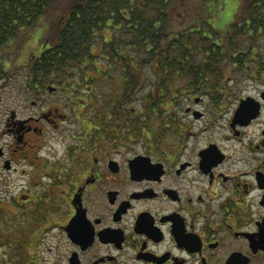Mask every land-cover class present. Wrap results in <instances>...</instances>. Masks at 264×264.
Segmentation results:
<instances>
[{"label":"flooded vegetation","instance_id":"af4514ba","mask_svg":"<svg viewBox=\"0 0 264 264\" xmlns=\"http://www.w3.org/2000/svg\"><path fill=\"white\" fill-rule=\"evenodd\" d=\"M57 96L30 94L38 112L6 120L4 168L35 195L21 196L23 238L0 264H264L262 122L250 129L262 90L250 122L237 117L249 95L228 104L213 94L144 95L188 115L165 142L121 121L132 109L122 96ZM210 148L218 155H203Z\"/></svg>","mask_w":264,"mask_h":264},{"label":"trees","instance_id":"16d2710c","mask_svg":"<svg viewBox=\"0 0 264 264\" xmlns=\"http://www.w3.org/2000/svg\"><path fill=\"white\" fill-rule=\"evenodd\" d=\"M176 1L0 0V77L6 78L11 67L4 59L5 54L20 49L23 37L28 36L31 29L44 25V21L47 28L42 37L43 49L29 60L25 75L24 85L30 90L59 83L67 76V70L80 69L86 62L97 61L92 48L105 26L117 30L111 54L123 62L126 75L122 92L137 84L129 72L133 55L128 52L139 56L141 70L144 63L155 65V93L172 92L169 82L174 78L183 79L176 88L179 93H213L217 83L208 82V78L224 76L226 59L236 65L242 61L246 53L238 51L236 39L244 35L262 37L264 71V0H245L244 5L236 0L239 7L234 19L222 29H217L209 18L219 15L225 4L223 0H202L200 16L184 28H175L171 22ZM239 9L241 17L236 19ZM140 51H145L146 56L140 57ZM90 78L102 80L99 76ZM150 111L155 110L144 108L145 122L158 117Z\"/></svg>","mask_w":264,"mask_h":264},{"label":"rangeland","instance_id":"374dc122","mask_svg":"<svg viewBox=\"0 0 264 264\" xmlns=\"http://www.w3.org/2000/svg\"><path fill=\"white\" fill-rule=\"evenodd\" d=\"M225 2L223 9L219 12V15H215L213 18H209V21L217 28H224L227 23L234 19V13L238 9L239 5L236 3L239 0H223ZM245 0H241L240 3L244 5ZM240 5V7H242ZM204 2L202 0H177L176 8L173 11L171 22L175 28H184L188 26L196 17H199L203 10ZM241 10L239 9V15L236 19L241 17ZM44 25L40 24L38 27L31 29L28 36H24V44L20 46V49L14 50L12 53L5 54V60L11 67L8 68V76L6 78L0 77V148L7 149V144L12 141V137L9 135L6 127V120L12 113L19 118L26 117L28 115L36 114L39 108L33 107V98H29L30 94H54L55 99L52 101H61V97L57 95H63V98H73L84 94L95 95H114L116 98L123 97V104L131 107L129 114L121 116V121H128L129 124H136L141 130L144 127L149 128L155 134L161 135V141H169L165 138L167 133L171 131L172 125L177 124L179 119H185L189 121L188 115L182 113L179 109V113L173 110L168 105L172 102L170 98H157L152 97L150 99L144 98V95H159V94H178L176 90L178 84L180 85L183 79L174 78L170 80L169 87L172 89L170 93H155L156 89V69L153 62L144 63L143 69H140L139 56L134 55L132 52L128 54L133 55V64L130 69L131 77L137 80V84L131 87H126L123 90V80L126 73L123 71V62L120 61L115 55L111 54V43L116 39L114 33L115 29L106 28L101 30L100 37L95 40L96 46L92 48V51L97 54L98 59L95 62H86L82 64L80 69L67 70V76L59 83H49L47 87L32 90L28 89L24 85L25 75L29 65V60L33 55H39V52L43 49V32L47 28L46 21ZM120 33V30H119ZM129 39V38H128ZM23 41V40H22ZM105 41V42H104ZM238 44V51L244 52L246 55L242 56V61H238V65L227 59L223 61L226 67L224 76L221 79L208 78V82L217 83L212 89L213 93L199 94H213L216 97L217 102L228 104L229 102H235L241 96H253L259 95L264 91V71H262V37L250 35H244L236 39ZM253 49L251 52L250 50ZM141 56L145 57V51H140ZM88 64L86 67L84 65ZM242 64L243 66H239ZM99 69V70H97ZM141 73V74H140ZM57 74V73H56ZM90 76H99L102 80L96 81V78L91 80ZM54 88L50 91L49 87ZM183 93H186L184 91ZM127 94L129 96H127ZM188 94V93H186ZM198 94V93H197ZM229 94H237L233 98L227 97ZM248 96V97H249ZM254 97V96H253ZM95 99V98H94ZM157 99V100H156ZM37 100V99H35ZM148 101V104H145ZM152 106H149L152 104ZM144 104L146 106H144ZM151 107L155 111H150L152 114L158 115L153 117L148 122H145L144 108ZM185 107V106H184ZM183 107V108H184ZM143 108V109H142ZM142 109V112H141ZM194 116V115H193ZM195 117V116H194ZM168 118V119H167ZM24 121V120H23ZM26 121V120H25ZM165 122V123H164ZM262 122V131L264 130V105L262 107V117L259 118L257 124L251 127V135L254 132H258V128ZM77 124H72L76 126ZM80 125V124H78ZM169 127H168V126ZM222 126H225L221 123ZM197 126L202 127V123L198 122ZM217 130L225 132L226 129L218 126ZM215 129L214 135L220 140V134H217ZM145 131L144 133H146ZM144 133H138V136L146 138ZM211 135V136H214ZM214 138V137H213ZM35 138L32 137L34 142ZM41 142L44 137L40 138ZM148 140V139H147ZM203 141V140H202ZM45 142L43 143V145ZM57 148H60L58 145ZM3 155V154H2ZM0 154V253L5 254L10 250L11 256L16 252L18 253L19 245L17 242L23 238L22 231H24V218L21 214L24 205L27 200L21 198L22 195L30 193V199L35 195V191L30 186V181H25V178L17 172V174L8 173L3 165L4 157ZM31 229L30 223L27 222V231ZM49 246L54 244L47 240ZM47 248L44 245L43 251ZM0 255V256H1Z\"/></svg>","mask_w":264,"mask_h":264},{"label":"water","instance_id":"95a60500","mask_svg":"<svg viewBox=\"0 0 264 264\" xmlns=\"http://www.w3.org/2000/svg\"><path fill=\"white\" fill-rule=\"evenodd\" d=\"M50 91H53L54 88L52 86L49 87ZM264 101V91H262V102ZM261 110L260 100H257L253 96H249L246 99L242 100L240 107L237 110V117L238 118H245V122H250L252 119L259 116ZM193 115L198 118L200 116V112L195 110ZM210 151L211 153H207ZM204 151L203 155L208 154L209 156H217V152L214 148H210V150ZM4 150L0 148V154L2 155ZM264 232V229H263ZM262 246L264 247V234L262 239Z\"/></svg>","mask_w":264,"mask_h":264}]
</instances>
